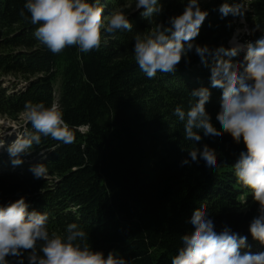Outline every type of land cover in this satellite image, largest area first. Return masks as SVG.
<instances>
[{
    "label": "trees",
    "instance_id": "1",
    "mask_svg": "<svg viewBox=\"0 0 264 264\" xmlns=\"http://www.w3.org/2000/svg\"><path fill=\"white\" fill-rule=\"evenodd\" d=\"M124 1L101 0L103 14ZM159 2L164 11L157 22L166 23L182 13L187 0ZM229 2L240 5L243 17L254 18L248 20L242 43L264 36V0H252L254 12L246 10L245 0ZM24 3L0 0V50L23 48L0 53V75L31 77L21 86L5 87L0 80V115H16L28 101L45 106L58 101L75 141L64 144L43 138L30 154L20 156V166L11 164L5 143L0 149V205L24 197L29 211L49 214L50 231L63 232L68 224L78 223L89 233L94 250L105 256L115 250L133 264H171L182 246L180 237L192 231L193 211L202 206L219 231L227 227L248 236L249 247L242 251L264 252L248 232L258 205L231 167L244 150L243 143H234L227 134L199 143L187 141L183 124L173 115L177 105L187 108L193 90L208 87L206 111L213 125L220 127L215 117L222 90L210 87V70L194 51L175 74L157 73L148 79L133 57L134 36L147 33L156 21L139 11L129 16L132 32L106 35L99 50L82 54L69 48L53 55L35 38V26L20 15ZM221 3L203 9L209 15L195 43L213 49L231 47L239 17L221 18ZM244 54L241 51L233 62H242ZM26 130L33 131L28 121ZM205 144L215 150L222 165L216 172L189 156L194 146L202 149ZM184 160L189 163L182 166ZM36 164L47 166L45 178H34L29 171Z\"/></svg>",
    "mask_w": 264,
    "mask_h": 264
},
{
    "label": "clouds",
    "instance_id": "2",
    "mask_svg": "<svg viewBox=\"0 0 264 264\" xmlns=\"http://www.w3.org/2000/svg\"><path fill=\"white\" fill-rule=\"evenodd\" d=\"M201 2L187 0L182 13L164 23L157 22L164 11L159 0H135L141 16L155 17L156 22L147 33L137 32L134 36L133 57L148 79H154L157 73L175 74L182 60L189 62L187 57L193 51L209 68L210 87L222 90L215 117L219 129L206 111L211 96L208 87L193 90L187 108L177 105L173 115L183 124L187 141L199 143L202 138L227 134L234 143H243L244 150L231 167L235 178L258 205V214L251 220L248 232L252 240L264 246V36L240 44L238 29L229 41V48L221 45L213 49L195 43L209 15L207 10H202ZM218 11L221 18L232 15L243 20L240 5L229 0H223ZM103 13L101 0H25L20 15L35 26L34 36L39 43L53 55H59L69 48L87 54L99 50L106 35L132 32L133 24L123 9L113 10L107 16ZM241 51L245 53L243 61L233 62L232 58ZM24 112L33 131L16 135L7 145L13 166H20L23 163L20 156L30 154L43 138L64 144L75 141V132L65 121L58 101L50 106L28 101ZM3 137H0V149L5 147ZM189 156L197 164L203 160L205 167L215 172L222 166L217 163L215 150L206 144L202 149L194 146ZM181 163L183 166L189 161ZM29 171L37 179L48 175L45 164H36ZM29 207L24 197L0 205V264H25V261L27 264H133V260L125 259L115 250L108 251L106 256L103 251L94 250L89 233L78 223L68 224L63 232L50 231L49 214L29 211ZM190 224L192 231L180 237L182 246L171 264H264V252L242 251L249 247L248 236L227 227L219 231L203 206L193 211Z\"/></svg>",
    "mask_w": 264,
    "mask_h": 264
},
{
    "label": "rangeland",
    "instance_id": "3",
    "mask_svg": "<svg viewBox=\"0 0 264 264\" xmlns=\"http://www.w3.org/2000/svg\"><path fill=\"white\" fill-rule=\"evenodd\" d=\"M219 0H202L201 2V8L206 9L211 7L215 2H217ZM223 2V0H220ZM246 2V10L250 11V12H254L255 9L251 6L252 0H245ZM123 9L128 16H132L136 13H138L139 11L136 10L135 8V0H125L124 4L116 9L113 10H120ZM113 10L109 11L108 14H106L105 16L109 15ZM247 15L246 17H243V20L241 21V18L237 21L234 22L235 27H234V33H236V31L239 29L240 30V34L237 36V41L240 44H244L241 42V38L243 37V35L246 34V32L249 30V26H248V20H252L250 18H248ZM247 30V31H245ZM231 36L230 40L233 38L234 36ZM230 45V44H229ZM231 46V45H230ZM23 50V48H7L5 50H0V53H4L7 51H21ZM30 74H1L0 75V80L4 83L3 86L8 87L11 84H17L19 86L25 84L28 80V78H31L29 76ZM27 122L26 116H25V112L22 111L16 115H12V116H1L0 115V137L4 136L3 139L5 140L6 144H11L15 138L16 135L21 134L22 132H24V125Z\"/></svg>",
    "mask_w": 264,
    "mask_h": 264
}]
</instances>
